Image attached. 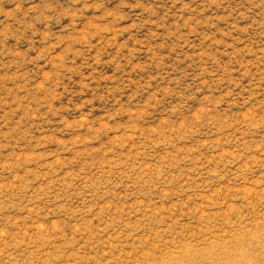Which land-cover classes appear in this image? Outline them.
<instances>
[{"label": "rangeland", "instance_id": "obj_1", "mask_svg": "<svg viewBox=\"0 0 264 264\" xmlns=\"http://www.w3.org/2000/svg\"><path fill=\"white\" fill-rule=\"evenodd\" d=\"M0 264H264V0H0Z\"/></svg>", "mask_w": 264, "mask_h": 264}]
</instances>
